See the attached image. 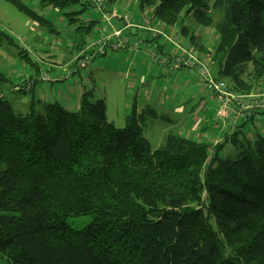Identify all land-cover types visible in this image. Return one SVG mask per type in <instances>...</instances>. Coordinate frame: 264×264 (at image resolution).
I'll return each mask as SVG.
<instances>
[{"label":"trees","instance_id":"obj_1","mask_svg":"<svg viewBox=\"0 0 264 264\" xmlns=\"http://www.w3.org/2000/svg\"><path fill=\"white\" fill-rule=\"evenodd\" d=\"M40 2L64 11L71 23L88 7L80 0ZM76 4L82 8L67 10ZM136 4L142 17L151 14L142 18L149 29L160 23L167 30L180 19L177 39L205 52L215 77L235 91L252 93L254 82L264 81V0ZM212 11L222 19L214 23ZM187 17L213 29L212 50L184 26ZM78 25L89 30L95 21ZM143 33L137 39L158 49L163 36ZM1 42L12 40L0 30ZM9 83L0 70V264H264L262 136L250 141L234 132L212 146L168 134L152 149L143 136L146 110L133 105L117 128L107 120L105 100L85 90L78 112L31 100L20 116L4 97ZM228 142L234 157L220 155ZM82 216L91 217L85 226L69 225Z\"/></svg>","mask_w":264,"mask_h":264},{"label":"rangeland","instance_id":"obj_2","mask_svg":"<svg viewBox=\"0 0 264 264\" xmlns=\"http://www.w3.org/2000/svg\"><path fill=\"white\" fill-rule=\"evenodd\" d=\"M19 1L29 11L23 12L11 2L0 0V30L12 40V43H0V70L10 79L4 97L10 102L15 114H28L31 100L58 102L68 111L78 112L77 97L86 90L93 93V100H105L107 120L117 128H123L133 105L140 113L145 112L142 107L149 102L153 110L145 118L143 136L147 138L152 149L162 147L166 139L164 137L177 132L180 119L191 123V119L197 118L210 133L223 130L221 126L226 119L237 122L235 100L229 104L225 116L216 115L220 103L210 100L211 95L200 80L193 79L187 71L169 72L165 67L153 63L144 44H140L136 50H113L106 54H97L98 49L91 48L95 39L110 33L107 31L109 26L105 23V17L109 14L113 17L111 26L117 28L122 25H137L142 18L150 20L149 12L144 13L143 17L140 15L136 0H112V5L109 0H80V3H87L88 7L77 14L78 20L73 23L63 14L64 11L51 5H43L40 0ZM80 8L82 7L76 4L67 7V10ZM211 13L214 23L222 19L219 12ZM124 16L128 19L123 20ZM90 20H94L95 25L89 30L78 28V24L86 27ZM180 22L179 19V23L174 26L177 34ZM183 24L195 35L200 30V34L207 41V48L210 45L215 46L217 36L213 29L197 26L191 17L183 20ZM123 27L113 29L112 34L123 30ZM130 31L135 39L144 34L134 27ZM180 40L185 45L183 47L192 48L187 38L180 36ZM166 44L174 50L170 41ZM153 48L154 46L151 47ZM203 55L206 56L205 52ZM181 72L184 75L176 82ZM124 74L127 76L124 77ZM136 79L138 83L133 84ZM198 82L199 94L208 103L205 111L201 110L202 99H192L193 94H196L194 84L198 85ZM18 86L22 88L17 90ZM185 105L188 119L182 118L186 117L185 114L181 116L175 112L178 107L183 109ZM35 109L39 110L40 105L35 104ZM241 128L242 134H238V138L242 139L244 135L248 139L249 127L242 125ZM236 154L237 149L230 142L220 151L223 157H234ZM90 218L77 217L69 219L68 223L72 228L80 229Z\"/></svg>","mask_w":264,"mask_h":264},{"label":"built area","instance_id":"obj_3","mask_svg":"<svg viewBox=\"0 0 264 264\" xmlns=\"http://www.w3.org/2000/svg\"><path fill=\"white\" fill-rule=\"evenodd\" d=\"M123 20H127L128 17H122ZM149 23L142 19L137 25H125L123 30L118 32L112 31L107 35H101L98 39H95L91 43V48L96 51L97 54H106L108 51H130L139 49L142 44L138 39H130L125 37L127 33L126 29L132 27L137 30L145 32L149 30L152 34H161L159 29H149ZM169 41L173 44L174 50L168 54H162L157 48L149 49L148 54L151 56L153 63H157L160 67H165L170 71L185 70L190 74L197 77L202 83L203 87L210 93L211 98L220 103L217 114L219 116H225L231 102L236 103L237 113L235 118L237 121H243L249 119L253 112L264 110V93H239L231 88L227 83L221 79H217L213 73V69L209 66V57L205 61V57L200 56L193 48L183 47L178 44L176 39L169 38ZM95 52V51H94ZM47 80L46 78H44ZM228 85V86H227ZM229 88L231 90H229Z\"/></svg>","mask_w":264,"mask_h":264},{"label":"crops","instance_id":"obj_4","mask_svg":"<svg viewBox=\"0 0 264 264\" xmlns=\"http://www.w3.org/2000/svg\"><path fill=\"white\" fill-rule=\"evenodd\" d=\"M109 4L112 5L113 3H111L110 0H109ZM109 4L107 3V7L108 8L110 7ZM100 11H102V9ZM103 16H105L104 13H103ZM112 18L113 17L110 16V14L105 17V19H106L105 23L107 24V26H109V30H107V31L111 32L113 29H120V28L122 29V27L124 25H122V27H118V28L115 25H114L115 27L111 26L110 23H112ZM157 27H160V29H159V31L161 33L160 36H163V39L160 41L161 45L158 44L159 45L158 46V50H159L160 53L168 54L169 52H172L171 47H168L167 44H166V42L169 41V38H172V39L176 38L177 42H180V45H181L182 42L180 40V36H179V39H177V35L178 34L174 30V27L173 28H168L167 30H163L165 27L163 25H161L160 23L158 24ZM129 32L132 33V31H129ZM200 32L201 31L199 30V32H198V34H196V36H197V38L199 40L201 39L202 42L205 41L204 44L206 46L207 45V41L204 40L205 37H203L200 34ZM131 35H134V34H131ZM132 39H134V38L132 37ZM155 43H157V41ZM151 45L154 46L153 43H151V44L150 43H146L144 45V47L147 48V52L152 47ZM182 46H185V45H183V43H182ZM154 47H156V46H154ZM209 47L210 48H208V49L212 50L213 45H210ZM200 56H204V55L200 53ZM207 60H208V56L205 57V61H207ZM209 66L212 67V65L210 63H209ZM212 69H213V67H212ZM182 71H185V70H182ZM187 73H189V72H187ZM183 75H184V72H181V74L177 77L176 82ZM190 75L193 77V79L199 80L197 77L195 78V76H193V74H190ZM126 76H127V74H124V77H126ZM132 83L133 84H137L138 83V79H136ZM199 85H200L199 82H198V85L194 84V87H196V94H193L192 99H198V100L202 99L200 101V105L203 107L201 110L205 111L206 107L208 106V103H205L204 99L201 96V94H199L200 93V86ZM20 89L21 88H19V86H18L17 90H20ZM252 92L264 93V81L259 80L256 83L254 82L253 88H252ZM77 99H78V102H79V97H77ZM210 100L216 102L211 97H210ZM148 103L149 102H146V104L143 105L142 109L146 110L148 114H151L153 109L151 108V106ZM216 103L218 104V102H216ZM186 111H187V106L186 105H185V107L183 109L181 107H178L175 110V112L178 115H181V116L183 114L186 115V113H187ZM166 112H167V110H166ZM167 114H168V112H167ZM216 115H217V113H216ZM187 117H188V115H186V117L182 116V118H185V119H188ZM201 124H202V122L201 121H197V118H194L193 120L191 119V123H188L187 120L185 122V120L180 119L178 130L174 134L180 135L182 137H185V138H188V139H191V140H194V141L204 142V143L206 142V143L214 146V145H217V144H222L225 141V137L226 136H228V135H230V134H232L234 132H240V131L242 132L241 126L244 125L246 127L248 126L249 129H250L248 131V134H247L248 135V139L250 141H254L258 136H262L264 138V111H262V112H253L252 115L249 117V119L246 122H244V123L241 122V121H237V122L231 121L230 118L226 119L225 122L223 123V125L221 126V129H223V130L218 131V132H213V133L207 132L208 131L207 127H205V125H201ZM224 130H226L225 133H224ZM164 138H166V136Z\"/></svg>","mask_w":264,"mask_h":264}]
</instances>
